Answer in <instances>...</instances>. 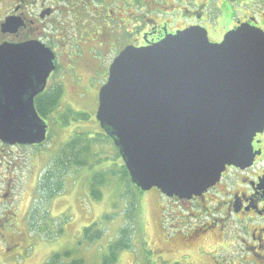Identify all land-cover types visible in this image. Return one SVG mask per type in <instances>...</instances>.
Segmentation results:
<instances>
[{
  "label": "water",
  "instance_id": "water-1",
  "mask_svg": "<svg viewBox=\"0 0 264 264\" xmlns=\"http://www.w3.org/2000/svg\"><path fill=\"white\" fill-rule=\"evenodd\" d=\"M17 25L7 17L2 29ZM54 68V53L37 39L0 44L1 140L44 141L33 100ZM95 118L138 189L201 196L226 166L252 164L253 138L264 130V31L242 23L212 43L190 27L125 47L99 89Z\"/></svg>",
  "mask_w": 264,
  "mask_h": 264
},
{
  "label": "flooded vegetation",
  "instance_id": "flooded-vegetation-1",
  "mask_svg": "<svg viewBox=\"0 0 264 264\" xmlns=\"http://www.w3.org/2000/svg\"><path fill=\"white\" fill-rule=\"evenodd\" d=\"M7 2L8 10L0 17V44L37 39L54 53L55 68L49 74L44 89L33 100L38 115L47 124L45 140L49 123L46 116L39 113V108L46 103L47 97L52 100L57 98V103L59 95L55 82V73L59 70L56 44L44 37L48 35L46 33L78 31L80 35L87 32L89 35L95 32L103 35L104 42L100 41L99 46L95 45L97 48L91 51V57L93 55L97 64L94 76L101 82L98 95L107 79L109 65L127 46L147 47L190 27L205 30L212 43H220L228 31L242 23L264 31V0ZM83 14L98 20L84 25L77 19ZM7 17L15 18L18 25L4 31L2 23ZM44 141L30 144L0 139V264H50L51 255L58 253L47 256L46 251H42L47 247L46 240L40 235L46 219L37 217L41 216V202L38 206L33 205L35 194L40 196L39 201L45 200V195L39 190H45L48 174L47 157L40 149ZM252 148L255 155L249 167L226 166L219 180L201 196L191 199L167 198L156 190L160 199L167 198L181 207L184 212L180 218L183 226L188 224L190 218L203 220L186 234V238H190L188 243H197L198 254L160 252L155 258L159 260L158 264H198L201 260L199 257L207 259L204 264H236L220 255L223 250L232 248L233 243L240 249L238 264H264V130L255 135ZM26 192L27 198L24 199ZM35 227H39V230ZM61 261L56 258L54 264H61Z\"/></svg>",
  "mask_w": 264,
  "mask_h": 264
},
{
  "label": "rangeland",
  "instance_id": "rangeland-1",
  "mask_svg": "<svg viewBox=\"0 0 264 264\" xmlns=\"http://www.w3.org/2000/svg\"><path fill=\"white\" fill-rule=\"evenodd\" d=\"M7 10V0H0V17ZM77 19L84 25L98 20L86 14L79 15ZM46 34L44 37L56 44L59 70L55 73V82L59 95L58 102L45 109L49 129L40 149L47 157L48 174L45 190L39 189L45 195V200L39 201L38 194L33 199L35 206L41 202V216L37 217L46 219L40 231L47 245L42 251H46L47 256L58 252L51 257L56 255L57 260H62L61 264H71L77 260H82L83 264H101L108 245L116 239L119 229L128 226L132 248L120 251L114 264H158L159 260L155 258L160 252L198 254L197 243H188L190 238H186V234L192 226L203 221L202 218H190L188 224L183 226L180 221L184 213L181 207L167 198L160 199L156 188L134 191L133 195L119 168L122 161L116 155L115 146L105 138L98 137L101 129L95 111L101 82L94 76L97 64L93 55L91 57V51L103 41V35L97 32L80 35L78 31ZM94 54L97 55L96 52ZM74 137L100 140L90 148L87 157L80 156L87 160L86 166L80 167L73 162L70 165L71 159L65 156L68 154L62 152L66 143ZM93 190L98 191L97 195H93ZM130 203H134L132 208ZM105 216H109L108 219ZM94 223L93 230H101L102 236L87 244L83 241V229ZM35 228L39 230V227ZM41 249L42 246L39 251ZM238 252L240 249L233 243L232 248L223 250L220 255L238 264L241 259ZM199 258L198 264L206 263L207 259Z\"/></svg>",
  "mask_w": 264,
  "mask_h": 264
},
{
  "label": "trees",
  "instance_id": "trees-1",
  "mask_svg": "<svg viewBox=\"0 0 264 264\" xmlns=\"http://www.w3.org/2000/svg\"><path fill=\"white\" fill-rule=\"evenodd\" d=\"M55 100L57 101V98H54L52 100V98L47 97L46 103L44 105H42L41 108H39V113H41L44 116L46 114L45 109L47 107H52L53 105H55L56 104ZM100 134L101 135H99L98 137H103L106 140L110 141L108 136H105L104 134H102V131ZM97 142H100V140L94 139L92 137H91V139L79 138V137L75 138L74 137L66 143V145L62 149V152L68 154L65 156H69V158L71 159V161L69 162L70 165H72V162H73V164H75V165L77 164L80 167L86 166L87 160L81 159L80 156L87 157V154L89 155L90 148L93 147L94 144H96ZM116 155L119 158L118 152L116 153ZM95 163H98V160H95ZM93 165H95V164L93 163ZM119 168H121V173L125 176L126 182L130 187L131 193L133 194L134 191L141 192L131 183V181L129 179V175H128L125 167L123 166V164ZM92 193H93V195L94 194L97 195L98 191L95 192L93 190ZM130 204H131L130 208H132L134 206V203H130ZM130 212L128 213L129 217L131 215ZM105 217L108 219L109 216L108 217L105 216ZM95 225L96 224L94 223L93 225H90V226L85 227L83 229V241L85 240L87 244L93 243L94 241L98 240L102 236L101 230H93ZM131 243H132V236L130 235V228H128V226L120 228L118 231L116 239L108 245L107 254H104V256L102 257V263L101 264H114V262L116 261L117 255L120 251L132 248ZM56 257H57L56 255L51 257L50 264L55 263ZM71 264H83V263H82V260H79V261L77 260L76 262L73 261Z\"/></svg>",
  "mask_w": 264,
  "mask_h": 264
}]
</instances>
